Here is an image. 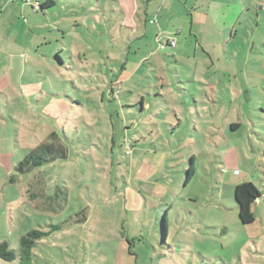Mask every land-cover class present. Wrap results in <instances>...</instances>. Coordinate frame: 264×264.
I'll list each match as a JSON object with an SVG mask.
<instances>
[{
    "label": "rangeland",
    "instance_id": "obj_1",
    "mask_svg": "<svg viewBox=\"0 0 264 264\" xmlns=\"http://www.w3.org/2000/svg\"><path fill=\"white\" fill-rule=\"evenodd\" d=\"M35 2L2 0L0 242L48 234L31 264H264V0ZM52 132L67 159L19 175Z\"/></svg>",
    "mask_w": 264,
    "mask_h": 264
},
{
    "label": "trees",
    "instance_id": "obj_2",
    "mask_svg": "<svg viewBox=\"0 0 264 264\" xmlns=\"http://www.w3.org/2000/svg\"><path fill=\"white\" fill-rule=\"evenodd\" d=\"M53 5V2L51 0H49L48 2L44 3V4H38V6L36 7H32L36 12H40V13H44L45 10H47L48 8H50ZM173 45V44H172ZM56 60H58L59 64H62L63 59L60 57L59 53L56 54ZM121 70H125V67L123 65V67L121 68ZM118 75H120V72L118 73ZM118 79V78H117ZM116 79V81H114L112 86H118V83H116L118 80ZM126 80H128L126 78ZM111 86V90H113ZM121 90L119 91L120 94ZM128 94H132L131 91L128 92ZM101 101L104 100L103 98V94L101 95ZM139 101H136L133 103L134 107L136 104H139V106H141L140 110L142 111L144 109V98L143 96H139ZM113 101H116L115 98L113 99ZM231 130L234 131V127L231 126ZM57 138V135L55 133L51 134L49 136L48 142H43L40 143L38 146H36L34 149H32L29 153H27L24 157L23 160H21L20 162H18L14 168L15 171L19 174V175H26L31 173L33 170L42 167L43 165L46 164H50L52 162H54L57 159H67V149L66 147L61 143H57L55 141V139ZM195 157L192 156L190 159V165L189 168L187 169V174H186V179H185V184H187L189 182V180L195 175ZM253 192V191H252ZM246 193V192H245ZM254 195H258L257 192H253ZM253 194L250 193H246L243 196V199L245 197H252L254 196ZM243 202V201H242ZM243 203L240 204L241 209L243 208ZM85 211L83 210L81 212H79L77 214L78 218L83 217V219H86V215H85ZM241 219L244 223H251V222H247L244 219V215H243V210H242V214H241ZM77 221V220H75ZM162 227H163V241H165V238L167 236V230H168V226L165 220V217L163 218V223H162ZM48 234L43 233L41 231L38 230H32L30 232H28L27 234L21 236L19 238V250L18 252L12 250L9 248V245L7 242L3 241L0 242V260L4 261V262H14L17 260V264H31V251L33 249V247L36 246L37 242L40 241L42 238L46 237ZM168 248V247H167ZM219 264H226L225 261L223 259H221Z\"/></svg>",
    "mask_w": 264,
    "mask_h": 264
},
{
    "label": "crops",
    "instance_id": "obj_3",
    "mask_svg": "<svg viewBox=\"0 0 264 264\" xmlns=\"http://www.w3.org/2000/svg\"><path fill=\"white\" fill-rule=\"evenodd\" d=\"M28 1V3H31V0H27ZM37 1V3L38 4H44V3H46V2H48L49 0H36ZM52 2H53V5L50 7V8H52V7H55L56 5H61L60 4V0H51ZM261 1V0H260ZM260 5V4H259ZM2 7H4V5H2V0H0V66L2 65ZM61 7V6H60ZM50 8H48V9H50ZM34 10V9H33ZM262 10V9H261ZM35 11V10H34ZM35 13L37 14V15H42V16H44L45 15V12L44 13H40V12H36L35 11ZM2 69H0V71H1ZM0 80H1V75H0ZM1 95H2V92H1ZM125 95V94H124ZM127 95H130V94H127L126 93V98L128 97ZM132 95V94H131ZM127 99H129V98H127ZM130 99H131V97H130ZM129 99V100H130ZM129 100H126V102L127 103H129L128 101ZM122 102V101H121ZM130 102L131 103H134L133 102V100H130ZM144 103H145V101H144ZM129 107H131V106H129ZM144 108H145V104H144V106H143ZM1 118H2V115H1ZM241 125H242V123L241 122H238V121H235V122H232L231 120H230V130H231V126H233L234 127V131H237L240 127H241ZM194 130H195V132H199V129H198V127H197V129L195 128V126H194ZM208 131V130H207ZM232 131V130H231ZM233 132V131H232ZM53 133H55L56 135H57V133L56 132H52L51 134H53ZM51 134H49L48 135V137H47V139H46V141H42V142H39L38 144H37V146L40 144V143H43V142H48V139H49V136L51 135ZM203 138H205V136L203 135ZM55 141L57 142V143H61L60 142V139L58 138V135H57V138L55 139ZM34 149V148H33ZM195 157V160H197V158H196V156H194ZM31 188H32V195H31V197H33V199L35 198V199H39L38 200V203H40L41 205H43V206H45L46 208H49V209H53L54 208V206H53V203H54V198H53V196H47V195H45V193H44V191H43V189L41 190V186H39L38 184H31ZM64 190L62 191V189L61 188H57V190L58 191H60V192H64V194H65V196H67V190L68 189H66V188H63ZM34 199V200H35ZM257 203H258V200H257ZM70 219H72V218H69V220ZM77 221H75V223H85L86 221H87V217H86V219L84 220L83 219V217H80V218H77L76 219ZM255 221H256V219H255ZM65 223V222H64ZM168 226V225H167ZM255 243V242H254ZM255 244H257V243H255ZM250 250V249H249ZM260 254V253H259ZM218 258L221 260L222 258L220 257V256H218ZM246 259V257H244V255H243V253H241L240 255H238V261H239V264H248L247 262V260H245ZM224 260V259H223ZM263 262V261H262ZM218 263H220V261L218 262Z\"/></svg>",
    "mask_w": 264,
    "mask_h": 264
},
{
    "label": "built area",
    "instance_id": "obj_4",
    "mask_svg": "<svg viewBox=\"0 0 264 264\" xmlns=\"http://www.w3.org/2000/svg\"><path fill=\"white\" fill-rule=\"evenodd\" d=\"M36 3V5L38 6V3L37 2H35ZM262 9L264 10V4L262 5Z\"/></svg>",
    "mask_w": 264,
    "mask_h": 264
}]
</instances>
